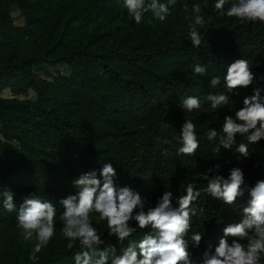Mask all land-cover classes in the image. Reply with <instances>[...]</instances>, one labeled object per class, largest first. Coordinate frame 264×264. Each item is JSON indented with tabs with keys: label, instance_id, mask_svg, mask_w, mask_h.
<instances>
[{
	"label": "trees",
	"instance_id": "1",
	"mask_svg": "<svg viewBox=\"0 0 264 264\" xmlns=\"http://www.w3.org/2000/svg\"><path fill=\"white\" fill-rule=\"evenodd\" d=\"M197 3L205 17L214 18L202 30L203 46L193 48L188 27ZM214 3L179 0L167 21L146 14L137 25L122 0H0V191L16 193V210L8 212L0 201V264H74L78 244L67 248L59 222L39 260L31 261L34 241L23 240L17 212L35 193L50 199L59 215V199L75 193L72 180L99 173L104 163L115 168L117 186L130 187L153 205L165 191L175 203L189 183L204 189L206 175L226 177L234 167L243 170L249 187L264 180V140L249 145L248 158L236 153L239 143H247L239 134L232 149L217 151L224 116L234 115L254 88L264 96V23L216 17ZM13 11L21 23L14 22ZM240 58L248 60L256 80L239 95L227 93L226 68ZM196 65L206 66L205 76L194 73ZM213 76L221 77L217 88L210 86ZM221 92L230 96L229 105L213 109L207 96ZM189 96L200 99L199 110L182 108ZM185 120L196 125L200 141L192 157L177 155ZM212 128L219 135L210 142L205 133ZM247 198L246 193L240 203ZM195 206L205 212L193 217L191 231L203 237L189 251L193 264H202L208 244L214 251L223 228L239 219V209L207 193ZM95 226L118 250L127 245L107 237L105 222ZM146 231L151 229H137L129 239L139 240Z\"/></svg>",
	"mask_w": 264,
	"mask_h": 264
},
{
	"label": "clouds",
	"instance_id": "2",
	"mask_svg": "<svg viewBox=\"0 0 264 264\" xmlns=\"http://www.w3.org/2000/svg\"><path fill=\"white\" fill-rule=\"evenodd\" d=\"M122 7L137 25L145 21L146 14L160 23L172 16L180 7L179 0H122ZM187 9V4L183 5ZM213 11L216 17L235 18L239 23H264V0H215ZM213 16L205 17L200 4L192 6V17L188 27V37L193 48L205 43L206 33L202 30L210 24ZM205 65L194 66V73L205 76ZM256 80L248 60L240 58L229 64L223 85L227 93L239 95V89H246ZM221 85V77L213 76L210 86ZM262 89L254 88L253 94L243 98V106L234 115H225L222 135L215 128L205 134L211 142L219 135L218 148L232 149L236 136L244 137L236 147L240 157L250 156L249 145L264 140V96ZM207 100L213 109L228 106L230 96L223 92L209 94ZM182 108L188 112L199 110L202 105L198 97L189 96L181 101ZM168 143L167 140L164 141ZM177 155L195 156L200 141L196 125L185 120L178 138ZM168 150L163 149L167 155ZM215 169L220 165L216 164ZM212 169L208 172L212 173ZM114 177L116 170L112 164L104 163L97 171L82 173L72 180L74 194L60 198L58 203L62 212L57 215L56 205L50 199L29 193L20 204L17 212V228L24 241H34L29 255L33 262L39 260L38 254L56 236L57 222L62 225V236L69 241L67 248L79 247L74 254V264H193L189 245L199 247L203 233L192 232L193 217L204 215L205 209L197 207L196 202L202 193L229 205L234 211L239 209V219L223 228V236L214 247L208 244L203 253L202 264H264V180H257L249 187L241 168L234 167L229 174L206 175L207 186L197 189L189 183L185 194L175 198L165 191L153 205L146 197L127 186H117ZM247 193V200L240 201ZM11 189L0 191L2 206L8 212L16 210ZM106 223L107 237H115L119 245L107 243L102 239L105 232L94 225ZM137 229L146 231L139 240H130ZM231 237V241H229ZM103 246V247H101Z\"/></svg>",
	"mask_w": 264,
	"mask_h": 264
},
{
	"label": "rangeland",
	"instance_id": "3",
	"mask_svg": "<svg viewBox=\"0 0 264 264\" xmlns=\"http://www.w3.org/2000/svg\"><path fill=\"white\" fill-rule=\"evenodd\" d=\"M12 16L14 17V22L15 23H17V24H19V23H21V19L17 16V13L15 12V11H13L12 12ZM42 68H44V69H46L48 72H52V69L51 68H49V66H47V65H43V66H41ZM58 70H61L60 69V67H56ZM37 73L38 74H40V75H42L43 73L41 72V71H38L37 70ZM3 96H8L9 95V92H8V90L7 89H4L3 91H2V93H1ZM31 93L29 94V96L31 97Z\"/></svg>",
	"mask_w": 264,
	"mask_h": 264
}]
</instances>
